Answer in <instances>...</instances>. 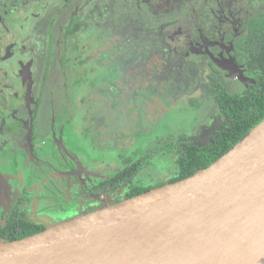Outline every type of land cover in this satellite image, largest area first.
I'll list each match as a JSON object with an SVG mask.
<instances>
[{
    "label": "flooded vegetation",
    "instance_id": "flooded-vegetation-1",
    "mask_svg": "<svg viewBox=\"0 0 264 264\" xmlns=\"http://www.w3.org/2000/svg\"><path fill=\"white\" fill-rule=\"evenodd\" d=\"M15 1V5L0 1L4 11L0 20L7 33L17 35L0 55V242L6 243L122 202L130 191L126 186L110 191L106 188V182L122 170V163L116 160V164L107 166L102 154L105 165H89L91 156L83 158L75 141V135L84 137L92 127L91 118L87 120L91 112L85 106L91 91L78 88V68L74 71L66 62L75 51L77 25L91 6L104 0ZM177 1L171 8L183 5ZM195 1L201 5L197 11L191 7L194 15L164 31L169 47L180 57L179 73L187 88V76L194 74L192 70L186 74L188 64L199 66L196 76L201 81L196 89L210 85L211 66L220 72L223 84L229 77L233 78L231 82L240 81L226 71L231 60L233 73L254 81L238 54L237 43L248 36L250 19L264 13V0ZM152 3L136 0L139 8ZM23 4L31 10L26 9V20L14 26L9 20L18 17L15 8ZM214 103L218 108L215 99ZM104 110L94 113L103 116L101 121L108 116ZM77 118L79 127L75 128ZM173 174L164 181L169 182ZM137 182L135 185L144 187L155 184L145 175ZM38 227L43 230L31 232Z\"/></svg>",
    "mask_w": 264,
    "mask_h": 264
},
{
    "label": "water",
    "instance_id": "water-1",
    "mask_svg": "<svg viewBox=\"0 0 264 264\" xmlns=\"http://www.w3.org/2000/svg\"><path fill=\"white\" fill-rule=\"evenodd\" d=\"M0 264H264V120L192 176L0 242Z\"/></svg>",
    "mask_w": 264,
    "mask_h": 264
},
{
    "label": "rangeland",
    "instance_id": "rangeland-1",
    "mask_svg": "<svg viewBox=\"0 0 264 264\" xmlns=\"http://www.w3.org/2000/svg\"><path fill=\"white\" fill-rule=\"evenodd\" d=\"M0 1L3 2V5L5 2L16 4L15 0ZM177 3V0H155L152 3L153 6L147 5L145 8L141 4V7L145 9V11H142V21L145 23L143 24L144 32L155 35L152 33L158 31L159 24L157 25L155 18L151 16L157 15L160 17L162 13L168 12ZM135 5L136 0L122 3L119 1L117 3L116 0L99 1L89 8L87 16L81 21L83 28L78 31V36L81 37L83 42L79 43L82 45L81 53L84 54L81 60L84 59L82 62H85V65H78L77 62H80V60L76 62L77 64H74L77 65L78 70L85 77L86 73L87 75L95 74L96 81H99L96 89L103 91L102 94L90 95L85 104L86 111L91 112L87 116V120L90 121L91 118L92 123L89 124L92 127L87 132L85 131L84 137L75 135L76 147L79 149L80 155L83 158L91 156V163L88 162L89 165H105L107 161V166H112L116 164V160L122 163L121 157L129 158L135 151H140L143 155L150 152L151 149H162L168 143H179V140L182 139L191 143L195 142L199 146H206L209 144L212 133L225 123V119L214 103V98L209 99L207 91L203 87H200V89L195 88L199 85L198 80L201 81V78L198 79L196 76L199 66L196 67L193 64L186 66V69L189 70L186 73L187 75L191 70L194 71V74L187 76L189 87L187 88V84L182 81L180 73L175 78L173 76L171 79L166 78V67L164 65L168 62L157 47L155 49L150 47L151 49L145 53V56L142 59L138 58L127 73L119 72L114 66L113 60L117 62L118 54L111 57L113 60L108 58L104 62L106 64L105 73H100L96 67L94 68L93 61L99 63L98 59L102 53L109 51L114 44L122 43L120 35L123 31L118 23L123 25L127 18L125 14L136 12ZM200 5V2L188 0V3L185 4L186 7L175 8L174 12L169 13L165 19L172 23L180 22L182 19L194 15L192 6L197 11ZM6 7L4 8L6 9ZM2 8L3 6H0V11H2ZM26 9L31 10L27 5ZM26 9L24 4L15 8L14 12L18 17L9 20V22H13L14 26L18 25V22H24L26 20ZM107 12L111 15V22L102 21L101 19L102 15ZM135 19L137 20V17ZM154 26L156 27L153 28ZM133 29H138V26L135 25ZM95 30L96 32H94ZM16 36V34L7 33L4 24L0 20V55L16 41ZM104 36L110 41L108 43V40H106L108 44L101 48L98 45ZM123 46L124 48H132L134 43L125 42ZM137 47H139V51L143 50V53L146 50V48L140 49V46ZM137 53L140 52L136 51ZM199 74L203 75V73ZM114 77H117V81ZM105 78H109V82ZM228 80L224 82V86L231 95L240 94L247 88L243 80L236 83L231 82L233 78L229 77ZM193 100H196L197 105L200 106H192ZM99 104L100 106H98ZM101 108L105 109L104 113L108 115L104 121L100 120L103 116L94 115V113L98 115ZM86 111L84 109V113L87 115ZM80 113L79 111V115ZM78 121L77 118L75 128L79 127ZM89 148H91L89 150L90 154ZM102 154H104L105 158L103 159H106V161L100 157ZM176 158V152L167 151L151 159L143 171L145 179L150 183L152 182V184L154 182V185L168 184L169 182L164 180H166V177L169 178L171 173H175ZM140 178L142 176L138 178V182ZM161 178L164 182H160L159 179Z\"/></svg>",
    "mask_w": 264,
    "mask_h": 264
},
{
    "label": "trees",
    "instance_id": "trees-1",
    "mask_svg": "<svg viewBox=\"0 0 264 264\" xmlns=\"http://www.w3.org/2000/svg\"><path fill=\"white\" fill-rule=\"evenodd\" d=\"M116 1L117 3L118 1L122 3L121 0ZM154 1L155 0H153V2ZM183 1L184 0H181V4H183L181 6L185 7L186 1H184V3ZM135 6L137 8L135 9L136 12H128L125 14L127 15V18L123 25L118 23L120 29L123 31L121 32L122 35H120V41L122 43L117 45L114 44L109 51L102 53L98 59L99 63L93 61L94 68L96 67L100 73H105L106 64L104 62L108 58L113 60L111 57L118 54L117 62L113 60L115 63L114 66H116V70L119 72L127 73L133 67L138 58L142 59V57L145 56V53L151 49L150 47H154V49L157 47L158 51L164 54L166 61L168 62L164 65L166 71L170 70L168 73L165 71L166 78L171 79L172 76L175 78L180 72V57L173 53L174 50L169 47V42L164 34V31L176 23L168 22L167 19H165L169 13L174 12V9L170 8L168 12L162 13V16L160 15V17L157 15L151 16L155 18V23L159 25L157 32L151 31L155 32L152 33L155 35H150V33L147 34L144 32L143 24L145 23L142 21V11H145L144 8L147 5L143 4L144 8H139L137 4ZM0 13H4V11L2 10ZM86 16L87 12L83 18ZM110 17L111 15L107 12L102 15L101 19L102 21L107 20L108 22H111L112 20H110ZM135 17H137V20ZM115 25L117 26L116 23ZM135 25L138 26V29H133ZM155 27L156 26L153 28ZM81 28H83V26L78 24L75 29L77 33ZM94 32H96V30ZM106 36H104L103 39H101V42H99L98 46L101 48L110 41L106 39ZM106 40H108V43ZM80 42H82L81 37L78 36L74 45L75 51L71 58L68 57V61L66 62H69L74 70L78 68L76 65L77 63L78 65H85V62H82L84 59L81 60L84 54L83 52L81 53L82 45L79 44ZM125 42H133L134 46L132 48H124L122 45ZM137 46H140V49L146 48L144 53L143 50L139 51V47ZM237 48L239 50L238 54L250 70L254 82L240 94L231 95L223 84L220 72L217 69L213 70V66H211L212 74L209 76L210 85L204 87V89L207 91L208 96H213L217 101L219 112L224 117L225 123L219 129L214 131L210 143L206 146H198L182 139L179 140V143H168L162 149H151L150 152L143 155L140 151H135L129 158L121 157L123 165L122 170L116 174L111 181L106 182V188L109 191L113 187L120 188L126 186L127 189L130 190L127 197L131 198L163 186V184H159L144 187L139 185V182H137L138 185H135V183L136 180H139V177L144 175L143 171L148 162L154 157L167 151H173L177 154L176 171L172 175L169 183H175L192 176L199 169L207 168L215 163L225 153L231 150L233 146L240 142L254 127L264 120V13L250 19L248 23V36L245 38L243 37L237 43ZM136 51L140 53L136 54ZM78 60H80V62H77ZM77 74L78 77H76V80L80 90H94L90 95L103 93V91L96 89L99 81H96L97 78L95 74L87 75L86 73V78L82 75L80 70H77ZM114 79L117 81V77H114ZM105 80L109 82V78H105ZM114 86L115 84L113 87ZM192 106L199 107L200 105H197V101L193 100ZM41 230H43V228L38 227V229L31 232L35 233ZM29 233L30 232L26 234L29 235Z\"/></svg>",
    "mask_w": 264,
    "mask_h": 264
}]
</instances>
